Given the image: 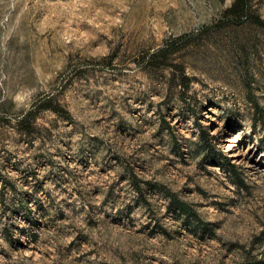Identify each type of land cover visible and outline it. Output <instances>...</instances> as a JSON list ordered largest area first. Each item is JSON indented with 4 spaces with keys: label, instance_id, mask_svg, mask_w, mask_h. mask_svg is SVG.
<instances>
[{
    "label": "rangeland",
    "instance_id": "1",
    "mask_svg": "<svg viewBox=\"0 0 264 264\" xmlns=\"http://www.w3.org/2000/svg\"><path fill=\"white\" fill-rule=\"evenodd\" d=\"M235 1L0 0V264H264V0ZM46 101L70 118L21 123Z\"/></svg>",
    "mask_w": 264,
    "mask_h": 264
},
{
    "label": "trees",
    "instance_id": "2",
    "mask_svg": "<svg viewBox=\"0 0 264 264\" xmlns=\"http://www.w3.org/2000/svg\"><path fill=\"white\" fill-rule=\"evenodd\" d=\"M251 2L252 0H236L234 4L225 11V17L228 20H231L234 22H239V23L243 22L244 20L250 17ZM164 52H165V49L160 50L158 55H153L151 59H154L157 56H160V54H163ZM184 79L186 80L188 78L185 77ZM41 106H44V107L49 106V109H52L55 113L65 116L67 118H70L69 113L65 111L63 108L52 105L51 101H46L40 104L39 106H36L35 108L30 109V111L21 120V123L22 124L27 123L30 120V118L40 109ZM199 127L201 129L203 136L206 133L207 135H209L208 128L202 126L201 123H199ZM206 140L208 141L209 137H207ZM219 156L221 157V161H218L217 163H219L220 166H223L224 165L223 163L228 164L231 169V173H236L238 166L233 163V160L230 157H228L226 154H224L223 152H221ZM164 191L168 194L169 197H171L173 204L176 205L177 209H179L183 214H185L188 217H193L196 220L199 219L198 213L192 210L189 204L177 199L175 195L172 194L171 192L167 190H164Z\"/></svg>",
    "mask_w": 264,
    "mask_h": 264
},
{
    "label": "bare ground",
    "instance_id": "3",
    "mask_svg": "<svg viewBox=\"0 0 264 264\" xmlns=\"http://www.w3.org/2000/svg\"><path fill=\"white\" fill-rule=\"evenodd\" d=\"M234 142H236L235 139H231V140L229 141V143H228V145H227L226 148H228V149L232 148ZM231 155H232V156H236L235 153H234V154L231 153Z\"/></svg>",
    "mask_w": 264,
    "mask_h": 264
}]
</instances>
